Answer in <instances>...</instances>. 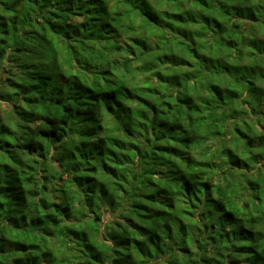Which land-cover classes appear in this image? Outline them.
<instances>
[{
  "label": "trees",
  "instance_id": "16d2710c",
  "mask_svg": "<svg viewBox=\"0 0 264 264\" xmlns=\"http://www.w3.org/2000/svg\"><path fill=\"white\" fill-rule=\"evenodd\" d=\"M2 73L0 264H264V0H0Z\"/></svg>",
  "mask_w": 264,
  "mask_h": 264
},
{
  "label": "rangeland",
  "instance_id": "374dc122",
  "mask_svg": "<svg viewBox=\"0 0 264 264\" xmlns=\"http://www.w3.org/2000/svg\"><path fill=\"white\" fill-rule=\"evenodd\" d=\"M5 77L6 76L3 73L0 75V84H2L3 87H4L3 90H0V93L1 94H7V93L14 92V89L13 88H9L8 89V92L6 91L7 90V87H6L5 83H4V82H6L5 81ZM11 103H12L11 100L10 101H5L4 99L0 98V113L3 114L4 117L9 116L10 121L13 120V118L10 117V113H9L10 112V109H11ZM202 140L203 139H201V141ZM111 215H112L111 213L105 214L104 220L105 219H108L109 217H111Z\"/></svg>",
  "mask_w": 264,
  "mask_h": 264
}]
</instances>
